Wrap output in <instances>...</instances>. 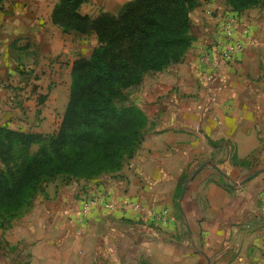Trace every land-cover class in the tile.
<instances>
[{
	"label": "crops",
	"instance_id": "crops-1",
	"mask_svg": "<svg viewBox=\"0 0 264 264\" xmlns=\"http://www.w3.org/2000/svg\"><path fill=\"white\" fill-rule=\"evenodd\" d=\"M57 1L0 0V78L35 47L48 46L42 56L61 54L70 77L73 61L90 55L95 34L62 32L51 18ZM199 2L182 60L144 74L137 90L126 89L147 117L135 154L115 173L43 184L14 221L0 226V264H18L16 254L22 264H264V8L239 14L235 33L247 26L251 40L209 83L201 55L221 33L204 7L222 11L227 4ZM84 4L80 12L89 13ZM70 85L71 78L64 110ZM62 89L38 95L37 108L55 103ZM42 115L31 131L54 128ZM3 124L25 130L0 118ZM239 160L263 168L238 181ZM101 191L116 207H97L80 220L81 196ZM125 202L130 206L121 208ZM149 211L166 219L152 220Z\"/></svg>",
	"mask_w": 264,
	"mask_h": 264
},
{
	"label": "trees",
	"instance_id": "trees-1",
	"mask_svg": "<svg viewBox=\"0 0 264 264\" xmlns=\"http://www.w3.org/2000/svg\"><path fill=\"white\" fill-rule=\"evenodd\" d=\"M87 1L58 0L51 13L62 32H93L98 40L89 56L72 63L69 98L58 129L43 134L0 125V221L6 219V225L50 180L115 173L135 154L147 117L139 106L118 100L144 74L182 60L191 40L190 13L199 0H130L115 14L94 18L80 12ZM225 2L237 12L264 8V0ZM35 143L40 146L33 152Z\"/></svg>",
	"mask_w": 264,
	"mask_h": 264
},
{
	"label": "rangeland",
	"instance_id": "rangeland-1",
	"mask_svg": "<svg viewBox=\"0 0 264 264\" xmlns=\"http://www.w3.org/2000/svg\"><path fill=\"white\" fill-rule=\"evenodd\" d=\"M120 3V0H88L83 5L82 10L89 12L86 14L91 18H94L101 13H117L121 8ZM260 8L261 7L258 6L252 7L247 12H250L251 15V13L258 11ZM94 39L97 46L98 40L96 35L94 36ZM87 40L90 42V37H88ZM47 51L48 46L45 45L39 48L35 47V50L30 54L23 56L19 55V58L16 61V70L14 73L0 78V118H3L4 121L9 124L11 123L10 125H16L15 127H17V124H20V127L25 128L24 131H31L30 129L39 125L38 122L45 118L42 115V111L44 110L45 113L49 115L48 117H50V126H54L50 132H46L44 134L54 133L58 129L59 125L56 126V124L60 123V118L64 111L65 104L61 101V98L63 95H68V80L71 77L69 76L67 68L63 66L65 62L59 61L60 58L64 59V57H61V54L42 56V54ZM58 63H61V65L56 69L55 65ZM56 86L64 89H62L60 93L56 94L55 103L49 102L45 105L47 108L42 109L40 107V109H38V100L40 98L42 99L44 96L46 98L48 93ZM135 87L136 86L131 87L132 91L133 89L137 90ZM119 102L125 105L133 104V100L127 94H125V98L119 99L118 103ZM39 146L40 143L33 144L31 151H36ZM259 168L263 167H259L254 164L245 165L239 163L238 169L240 176L238 181L248 180L247 176L249 173L255 171L252 175L254 176L258 171H261L258 170ZM60 177L64 178V180L83 179L71 177L70 175H61L57 178ZM20 214L21 213L18 215ZM14 219L15 218L11 221H14ZM0 222L3 224V227H5L4 225H6V219H2ZM16 255V260L19 259L18 264H22V261L24 262V257H21L19 254Z\"/></svg>",
	"mask_w": 264,
	"mask_h": 264
},
{
	"label": "built area",
	"instance_id": "built-area-1",
	"mask_svg": "<svg viewBox=\"0 0 264 264\" xmlns=\"http://www.w3.org/2000/svg\"><path fill=\"white\" fill-rule=\"evenodd\" d=\"M199 5L200 2L198 1V6ZM204 11L207 16L216 20L218 30L221 33V39L214 43L213 49L204 51L201 55L202 60L206 61L211 69L210 72L206 74V81L214 83L219 79L222 68L233 62L235 57L243 52L246 41L251 40V36L247 26H244L241 32L235 33L236 25L239 23V14L241 12L232 10L228 4L227 9L222 11H218L217 8L210 9L205 5ZM208 99L209 101L211 100L210 97H208ZM116 204L115 201L108 198L105 191L83 194L79 207V219L82 220L97 207L112 210L116 207ZM126 206H130V204L127 202L121 204V208ZM133 208L137 209L140 207L133 205ZM149 214L152 220L163 221L166 219V214L163 212L158 213L149 211Z\"/></svg>",
	"mask_w": 264,
	"mask_h": 264
}]
</instances>
